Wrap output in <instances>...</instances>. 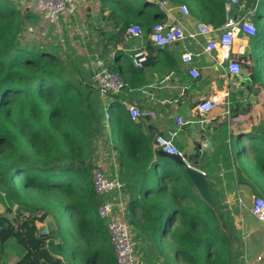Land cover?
<instances>
[{
  "label": "trees",
  "instance_id": "trees-1",
  "mask_svg": "<svg viewBox=\"0 0 264 264\" xmlns=\"http://www.w3.org/2000/svg\"><path fill=\"white\" fill-rule=\"evenodd\" d=\"M201 1L197 10L193 0L169 3L185 4L188 11L197 12L206 21L222 24L226 0ZM239 1V15L253 11L251 20L256 32L250 41L256 55L255 59L251 55L254 63L247 88L255 104L260 103L262 108L261 119L245 127L246 131L242 128L235 137L238 140L245 136L248 142L234 150L230 141V159L237 164V173L244 174L264 195V67L257 50V43L264 38V0ZM18 4L0 0V183L14 202L12 208L0 212V264H63L62 259L71 264L76 259L79 264H116L105 221L97 215V206L106 196L95 193L91 178L103 152L101 148L109 140L108 129L114 139L122 115L131 119L116 94L102 99L89 85L92 71L85 64L86 56L68 38L47 45L28 38L26 20L17 11ZM24 12L26 19L32 14L39 16L41 30L55 25L34 10ZM165 16L147 0H100L99 17L110 19L114 27L123 21L116 32L101 33L102 45L96 47L101 50L99 57L105 59L107 41L121 35L131 24L140 27L148 47H152L150 27ZM87 50L91 52L89 47ZM107 69L118 71L112 66ZM249 107L232 96L231 116ZM105 110L110 113L108 124ZM115 147L118 160L137 158L138 153L130 148ZM223 147L226 150L228 144ZM156 164L165 170L158 174L159 179L169 175L175 180L164 205L159 197L166 193V184L155 189L151 203L152 207L161 206L162 213L155 218L156 231L164 220L168 222L163 235L171 242L160 250L166 264H237L230 235L212 208L194 194L183 167L163 156ZM149 171L144 172L146 178ZM184 199L190 202L183 203ZM137 205V200L131 199L129 208ZM74 211L78 215L72 222L73 231L68 229L62 242H55L52 230L44 235L38 233L36 222L45 221L49 214L61 230V217L72 216ZM151 217L144 214L146 222ZM10 249L18 253L13 263L5 259Z\"/></svg>",
  "mask_w": 264,
  "mask_h": 264
},
{
  "label": "crops",
  "instance_id": "crops-1",
  "mask_svg": "<svg viewBox=\"0 0 264 264\" xmlns=\"http://www.w3.org/2000/svg\"><path fill=\"white\" fill-rule=\"evenodd\" d=\"M76 1V14L71 18L61 17L54 23L56 31L64 24L70 26L76 23L78 25L75 31L76 37L71 43L78 52L86 56L85 64L91 71L115 67L126 81V86L116 94L118 101L134 103L138 108L150 113L138 120H129L125 114V116L122 115L119 130L117 128L114 130V139L111 130L108 129V136L114 147L117 144L122 150L130 148L131 151L138 153L136 159L118 160L120 176L129 194L124 217L129 224L130 232L138 238L139 242L135 254L136 264H166L160 250L165 249L171 242L163 235L168 222L164 220L159 232L156 231L155 218L161 215V206L152 207L151 203L155 199V189L161 184H166V193L158 196L162 201L161 205H164V200L170 199L169 193L175 184L174 177L169 175L158 178V174L165 170L156 164L157 159L160 156H167L163 155L154 143L155 136L160 134L169 136L171 131L174 132L171 136L172 142L181 151L185 161L192 162L193 166L201 167V172L204 173V179L207 182L206 198L191 183L192 190L197 197L204 201L208 200L205 202L212 208L227 235H230L237 251L235 254L237 264H264V223L250 211L253 197L255 195L264 197V195L259 187L250 182L244 174L237 173V164L230 159V141L235 140L242 128L246 131L245 127L261 119V104H255L253 96L245 97L248 84L239 82L241 74L230 75L226 70L228 60L223 59L219 48L212 52L204 50V44L208 38L203 35H196L195 38L188 37L184 40V44L179 42L169 51H162L154 46L148 47L147 40L142 34L134 36L124 31L121 35L107 41L108 53L106 52L105 59L101 58L99 57L101 50H96V47L103 42L104 35L101 33L116 32L123 19L119 21L118 26L114 27L110 19L99 17L100 0ZM201 3V0H193L196 10L200 8ZM171 7L170 16L165 13L163 21L177 23L186 33H195L197 21L208 22L197 12L189 10V13L184 15L178 9V5H171ZM241 9L242 4L239 1L233 14L239 15ZM107 13L108 10L104 12V15ZM99 29L101 31L97 33ZM136 46L146 48L148 58L142 67H136L131 63V53ZM88 47L91 52L87 50ZM184 51L192 53L190 64L181 59ZM250 52V36L237 31L229 51V58L238 61L245 59L247 63L253 65L254 61ZM98 60L102 61V66L97 63ZM189 65L199 71L200 75L197 78H193L188 73ZM214 93H220L224 102L200 114L196 108L198 102ZM232 96L237 101L244 102V106L250 105L249 110L236 115L243 118L241 124H230ZM177 117L182 119V124L176 123ZM244 119H246L245 123ZM237 139L240 144L248 142L245 136H239ZM200 143L206 148L196 159L194 155ZM225 144H228L226 150L223 147ZM115 148L117 151V147ZM253 159L251 156L250 160L253 161ZM148 170L151 174L146 178L144 172ZM144 189H146L145 193ZM110 197L107 195L106 199ZM131 199L137 200L138 203L133 209L129 208ZM239 200L245 202L243 207H239ZM187 201L190 202L189 199L182 200L183 203ZM13 205L14 202L0 183V212L12 208ZM146 213L152 216L148 222L144 219ZM43 222L38 221L36 225H46ZM54 240L62 242L60 238L57 241ZM112 254L114 256L113 251ZM171 257L174 258L173 253ZM5 259L8 263H13L18 259V253L10 249Z\"/></svg>",
  "mask_w": 264,
  "mask_h": 264
},
{
  "label": "built area",
  "instance_id": "built-area-1",
  "mask_svg": "<svg viewBox=\"0 0 264 264\" xmlns=\"http://www.w3.org/2000/svg\"><path fill=\"white\" fill-rule=\"evenodd\" d=\"M18 2L23 9L34 10L40 13L43 18L50 24L56 23L61 17L71 18L76 14V0H14ZM153 4L164 13L170 16L171 5L169 0H152ZM230 4L239 5V0H226L224 4L225 16L224 22L220 25L205 22L203 20L196 22L195 33H186L177 23H166L158 21L151 25L148 38L153 46L162 50L169 51L176 43L184 44L186 38H195L196 35H203L208 39L205 41L204 50L212 52L218 48L222 52V57L227 61L226 70L230 75L238 76L242 72L240 61L229 58L235 34L237 31L245 35L251 36L256 32L255 25L251 20L253 11H248L243 15H235L230 13ZM178 9L184 15L189 13L185 4L178 5ZM128 34L134 36L141 35V29L137 24L129 25L126 30ZM183 62L190 64L192 61V53L184 51L181 54ZM147 60L146 48L136 46L131 53V63L136 67H142ZM97 63L102 66V61ZM188 73L197 78L199 71L189 65ZM89 85L98 91L102 99H106L109 95H115L126 86V81L120 71H113L107 68L94 69L89 76ZM126 108L127 113L132 120H138L150 113L138 108L134 103L120 101ZM224 102L220 93H214L212 96L201 99L196 108L200 114H204L214 108L217 104ZM229 114V111H227ZM110 113L105 110L104 119L108 124ZM243 118L241 116H231L230 124H241ZM176 123L182 124L180 117L176 118ZM174 132H169V136L157 135L154 138L155 146L164 153L183 157L181 151L172 142L171 136ZM103 151V152H102ZM100 159L96 168L92 172V185L96 194L107 196L110 198L103 200L97 206V215L105 221L106 230L110 244L113 248L116 264H136V247L138 238L130 232V227L124 217L125 208L129 200V194L126 191L124 181L120 176V167L117 159V151L113 142L109 139L106 146L101 148ZM104 161V164H102ZM204 174V173H203ZM241 201V200H239ZM251 213L262 223H264V197L255 195L252 199L250 207ZM38 233L47 234L46 225H37Z\"/></svg>",
  "mask_w": 264,
  "mask_h": 264
},
{
  "label": "rangeland",
  "instance_id": "rangeland-1",
  "mask_svg": "<svg viewBox=\"0 0 264 264\" xmlns=\"http://www.w3.org/2000/svg\"><path fill=\"white\" fill-rule=\"evenodd\" d=\"M17 11L20 13L21 18L26 20V24H25V30H28L27 36L30 39L33 40H37L40 41L43 44H48L51 43L52 41H55L56 39H60L61 41H64L65 38H68L70 40V42L73 41V39H75V31L78 29V25H76V23L68 26V24H64L62 26L61 29H59L58 31H56L55 27H52V29L50 27H45L44 29H40L41 27V19L39 18V16H36L34 14L30 15V17L28 19L27 18V13L24 12L28 11L27 9H23L20 6H17ZM251 42V41H250ZM257 50L260 51V55H261V65L264 67V38H262L258 43H257ZM254 45L251 43V52H250V56L254 55V59H255V55L254 54ZM253 58V56H252ZM240 63L242 65V72H241V76H240V83H247V77L251 72V66L252 64H249L246 62V60H241L240 59ZM260 65V66H261ZM249 91L246 90L245 91V97L247 96H252L251 94L249 95ZM246 119H244V123H245ZM232 147L234 148V150L239 149L241 147V144L237 141V140H233L232 143ZM240 205L239 207H243L245 202L244 201H240L238 202ZM71 215V214H70ZM77 213L74 211V213L72 214V216H68V215H64L63 217H61V230H58L56 228L55 225V221L53 219V216L51 214L48 215V217L46 218V220L43 223H46V227L48 229V233L52 230L53 232V237L54 239H56V241L58 240V238L60 239H65L67 230L72 228V222H76V218H77ZM73 231V228H72ZM59 235V236H57ZM12 257H14V255H11ZM62 258V257H61ZM63 264H71L70 261L68 260H64L62 259ZM73 262V261H72ZM73 264H79V260L76 259L74 261Z\"/></svg>",
  "mask_w": 264,
  "mask_h": 264
},
{
  "label": "water",
  "instance_id": "water-1",
  "mask_svg": "<svg viewBox=\"0 0 264 264\" xmlns=\"http://www.w3.org/2000/svg\"><path fill=\"white\" fill-rule=\"evenodd\" d=\"M149 1V3H153L152 0H147ZM237 5L236 4H230V13L233 14L234 10L236 9ZM210 147V145H209ZM206 146L203 144H198L197 145V153L194 155V157H196V159L199 158V156L202 154V150H205ZM163 155H166L169 158H173L177 164L181 165L183 167L184 173L186 174V176L188 177V179L191 181V183L193 185H195L200 192L202 193L203 197L206 198V194H207V182L204 179V174L201 172V167H196L192 165V162L190 161H183L181 159V157L176 156V155H171V154H167L162 152L161 150H159ZM193 166V167H192ZM192 167V168H191ZM207 199H205L206 201ZM208 201V200H207ZM206 201V202H207Z\"/></svg>",
  "mask_w": 264,
  "mask_h": 264
}]
</instances>
